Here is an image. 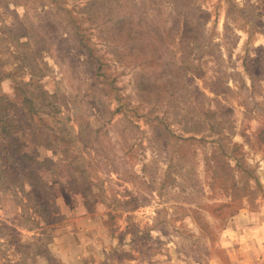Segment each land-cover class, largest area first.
<instances>
[{
	"label": "rangeland",
	"instance_id": "rangeland-1",
	"mask_svg": "<svg viewBox=\"0 0 264 264\" xmlns=\"http://www.w3.org/2000/svg\"><path fill=\"white\" fill-rule=\"evenodd\" d=\"M23 93L58 212L0 181V264H264V0H0Z\"/></svg>",
	"mask_w": 264,
	"mask_h": 264
},
{
	"label": "trees",
	"instance_id": "trees-1",
	"mask_svg": "<svg viewBox=\"0 0 264 264\" xmlns=\"http://www.w3.org/2000/svg\"><path fill=\"white\" fill-rule=\"evenodd\" d=\"M20 88L23 87L19 85L17 90ZM39 90L47 97L42 88ZM21 95L23 110L18 112L12 98L0 94V181L18 185L22 193L30 201H34L38 210L45 211L44 217L49 218L55 215L52 216L51 213L58 212L53 192V185L58 183L54 160L58 151L49 144V141L45 144L38 140L40 136L46 139L54 136L36 129L34 118L37 114V102L27 96V93ZM22 134L34 139L35 148L32 152L25 150V145L20 140ZM43 150L49 152V157L42 156ZM64 162L67 167L72 164L66 160ZM44 173H48V179L44 178Z\"/></svg>",
	"mask_w": 264,
	"mask_h": 264
}]
</instances>
